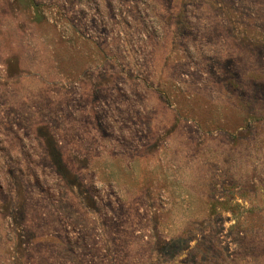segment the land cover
<instances>
[{"label": "rangeland", "instance_id": "1", "mask_svg": "<svg viewBox=\"0 0 264 264\" xmlns=\"http://www.w3.org/2000/svg\"><path fill=\"white\" fill-rule=\"evenodd\" d=\"M0 264H264V0H0Z\"/></svg>", "mask_w": 264, "mask_h": 264}]
</instances>
